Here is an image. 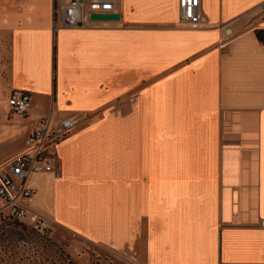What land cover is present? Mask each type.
Returning a JSON list of instances; mask_svg holds the SVG:
<instances>
[{
  "label": "crops",
  "instance_id": "1",
  "mask_svg": "<svg viewBox=\"0 0 264 264\" xmlns=\"http://www.w3.org/2000/svg\"><path fill=\"white\" fill-rule=\"evenodd\" d=\"M262 3L199 0L193 27L183 0H118V21L54 29L52 0H0V170L69 119L59 177L28 181L53 230L127 264H264Z\"/></svg>",
  "mask_w": 264,
  "mask_h": 264
},
{
  "label": "built area",
  "instance_id": "2",
  "mask_svg": "<svg viewBox=\"0 0 264 264\" xmlns=\"http://www.w3.org/2000/svg\"><path fill=\"white\" fill-rule=\"evenodd\" d=\"M52 3L54 29L87 27L98 23L90 19L92 14L116 13L118 7V0H52ZM259 11L264 14V3ZM182 20L193 27L200 25L199 0H183ZM7 106L12 113L24 116L31 110V97L24 91L13 89L8 94ZM73 128L74 123L69 119L51 126L50 119L44 117L29 132L26 145L31 152L16 155L8 170H0V221L24 224L40 235L52 229V221L29 206L28 201L36 191L28 181L31 176L41 173L59 177L60 166L52 149Z\"/></svg>",
  "mask_w": 264,
  "mask_h": 264
},
{
  "label": "rangeland",
  "instance_id": "3",
  "mask_svg": "<svg viewBox=\"0 0 264 264\" xmlns=\"http://www.w3.org/2000/svg\"><path fill=\"white\" fill-rule=\"evenodd\" d=\"M57 231L51 229L49 233L45 234L44 240H47L52 245L45 247V242L40 241L41 239H36L33 244L27 243L25 239H20V236L16 234V230L2 227L0 224V264L2 261L16 262L20 258L33 254L30 251L33 245L35 246L34 249L37 246L39 247L43 257L49 260L53 259L56 264H60L61 260H67V257L74 264H127L122 261L121 257L104 248L87 245L78 241V239L72 238L66 232L58 231V235ZM59 236L66 239L65 245L67 248L61 247L58 243Z\"/></svg>",
  "mask_w": 264,
  "mask_h": 264
},
{
  "label": "trees",
  "instance_id": "4",
  "mask_svg": "<svg viewBox=\"0 0 264 264\" xmlns=\"http://www.w3.org/2000/svg\"><path fill=\"white\" fill-rule=\"evenodd\" d=\"M256 37L257 39L264 43V30H259L256 31ZM0 224L2 227H9L11 229L16 230V234H18L20 236V239H25L27 243H35L36 239H41L40 241L45 242L44 246L46 247L47 245L52 246L50 244V242H48L47 240H44L45 234L49 233H45V234H36L32 231H30L28 229L27 226H25L24 224H20V223H16V222H11V221H0ZM59 241V240H58ZM57 241V242H58ZM59 243V242H58ZM61 245V247L65 248L61 243H59ZM35 246L33 245L31 247V252L33 254L27 256V257H23L20 258L18 261L13 262H7V261H2L1 264H56L55 261H53V259H48L42 256V253L39 251V247L37 246L36 249H34ZM60 261V260H59ZM60 264H74L70 258L67 257V260H61Z\"/></svg>",
  "mask_w": 264,
  "mask_h": 264
},
{
  "label": "water",
  "instance_id": "5",
  "mask_svg": "<svg viewBox=\"0 0 264 264\" xmlns=\"http://www.w3.org/2000/svg\"><path fill=\"white\" fill-rule=\"evenodd\" d=\"M90 19L95 22H114L119 20V14L116 13L92 14Z\"/></svg>",
  "mask_w": 264,
  "mask_h": 264
}]
</instances>
